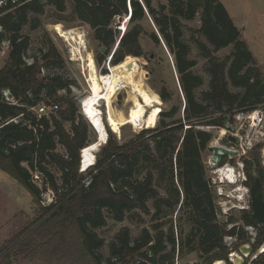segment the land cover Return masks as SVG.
Returning a JSON list of instances; mask_svg holds the SVG:
<instances>
[{
  "label": "trees",
  "instance_id": "1",
  "mask_svg": "<svg viewBox=\"0 0 264 264\" xmlns=\"http://www.w3.org/2000/svg\"><path fill=\"white\" fill-rule=\"evenodd\" d=\"M153 1L22 0L14 12L0 17V53L9 43L8 59L0 69V170L23 186L37 207L33 231L24 238L23 230L7 243L0 264L36 259L41 246L64 244L70 235H75V246L93 264H175L191 253H198L204 264H213L228 262L240 244H251L253 251L263 245L264 228L251 212L241 213L243 227L235 218L219 221L203 160L214 140L210 129L226 128L235 114L264 107V79L257 61L221 0H168L165 13ZM48 11L61 17L58 24L88 25L94 40L106 50L102 54L100 49L97 63L102 65L110 57V69L117 75L133 65L134 57L143 56L142 22L150 17L159 33H152L150 39L160 45V36L174 57L185 98L183 114L163 87L158 94L171 107L161 112L156 127L124 143L109 131L107 143L99 145L95 154V165L82 173V153L98 143L99 135L72 96L78 84L51 72L62 69L65 59L46 32L47 48L31 62L26 60L31 39L23 31L38 30ZM127 17L132 27L122 33L114 24ZM198 18V29L184 25ZM193 46L206 61L207 90H202L204 77L195 72ZM229 47L228 56H216ZM42 105L59 108L40 117L35 110ZM103 129L106 134L105 124ZM34 172L43 176L42 187L34 181ZM258 176L264 197L262 169ZM46 191L55 197L49 206H42ZM109 219L128 221L141 230L134 237L130 227L121 228L105 257L106 241L97 231L106 228ZM244 226L257 230L258 237L250 236ZM35 235L45 236L47 242L38 246ZM228 237L235 243L227 245ZM252 264H264V253Z\"/></svg>",
  "mask_w": 264,
  "mask_h": 264
},
{
  "label": "rangeland",
  "instance_id": "2",
  "mask_svg": "<svg viewBox=\"0 0 264 264\" xmlns=\"http://www.w3.org/2000/svg\"><path fill=\"white\" fill-rule=\"evenodd\" d=\"M221 2L228 10L235 25L240 29L242 39L248 44L264 79V0H221ZM160 3L162 5H167L168 0L153 1L154 6L156 8L158 7V10ZM56 19H61V17L56 16L53 11H48L45 16L40 18L42 26L38 30L34 31L29 27L24 29L23 34L31 39V45L27 52L26 60L31 62L34 56H37L42 50L47 48L45 39L46 32L48 38L53 42L54 46L65 59V64L62 69H56L51 72H59L66 78L76 80L78 85L72 88V96L76 97L82 114L83 101L90 94L88 76L101 82L103 77L110 74L113 75L115 96L113 107L116 109L115 111L127 116L134 105L132 100L134 90L132 89V86L129 88L126 87V82L121 74L128 67L125 68L121 74L117 75L110 70V57L102 65H99L96 61L98 53L101 49L102 54H105L106 50L100 47L94 40L91 28L81 22H61L58 24L56 23ZM124 25H126V29L132 27L129 18H123L122 20L117 19L114 27L117 26L116 28L119 30L124 27ZM184 25L187 29H198L200 27L199 18L194 22H185ZM142 26L145 30V34L140 39L143 56L134 57L137 58V60L133 65H135L137 71L141 75L143 84H146L145 87L152 93L159 96V90L166 87L169 94H172L173 96V103L178 104L181 108L180 114L182 115L185 107V98L180 87L179 76L174 66V57L170 54L160 36V45L155 44L150 39L152 33H156L157 36L159 35L157 28L150 17L142 22ZM59 27L63 30H77L83 34L86 47V50L83 51V55L86 54L84 55L83 60L79 55L74 56V50L79 48L78 45L61 37L58 34ZM186 36L188 38V34ZM231 51L232 47H229L218 52L216 56L223 59L228 56ZM8 54L9 43L6 42L0 53V69L5 65L8 59ZM193 58L198 61V67L195 69V72L203 76L205 79V86L202 90H207L209 77L204 71L206 61L199 55V52L194 46ZM88 63L93 65V70L90 72L86 69V64L88 65ZM139 79L140 77L137 76L136 81H139ZM179 100H181L182 104H180ZM170 107V103H164L161 99V105L157 111L161 114L163 110H168ZM100 110L102 112L103 125L105 124L106 126L108 136L109 131H111L117 136L120 143H124L125 140H129L143 130H149V128L154 129L158 123L157 121V123L153 125L152 116L154 113H151L147 115L142 126L135 127L127 124L121 127L119 133H115L107 123L108 115L105 102L101 103ZM88 123L90 124L89 121ZM210 131L214 134V140L211 145L222 146L238 152L237 156H228L227 163L221 166V168L230 166L235 170V175L237 176V181L235 183H231L221 178L218 173L220 167L218 168V166L211 165L212 153L210 151L207 150L203 155L208 178L212 182L216 195V203L219 208V221L224 223L227 222L229 218H235L237 225L243 227V223L239 221L241 213H253V183L255 180L260 179L258 171L261 169L264 171V107L249 114L237 113L233 117H230L226 124V128H212ZM95 132L98 134L96 130ZM230 136L236 137L240 143L238 145L231 143L228 140ZM98 150L99 146L97 147L96 145V149L92 152L94 163L95 154L98 153ZM59 151L64 153L62 149ZM247 173H249V177L247 176ZM56 175L59 178L58 172H56ZM39 186L42 187V183H39ZM54 197L55 195L53 192L46 191L43 194L42 206H49L53 202ZM36 213L37 207L34 205L33 199L27 190L15 179L0 170V256L7 243L15 238L20 232L26 230L25 233L22 234V237H24L26 233L33 231L34 226L31 225V223L35 220ZM126 226L132 229L134 237L140 233L141 229L132 225L128 221L124 223H116L111 219L108 220V226L106 228L97 231L99 236L106 241V246L103 249L105 257L108 256V244L113 240L119 230ZM260 226L262 227L261 224ZM231 227L232 226H229V229ZM244 230L254 239L258 237V231L254 228L244 226ZM72 236L73 235H70L64 244L60 242H51L43 245L38 249L39 254L36 259H19L16 261V264H93L92 260L87 257L78 246H75L74 242H77V240L75 239V235L74 237ZM35 240V243H37L38 246H40V243L44 244L47 242L45 236L35 235ZM235 241L236 240L229 237L225 238V243L229 246L234 244ZM243 247H252V245L240 244L237 250L229 255V261H222V264H252L264 253V243L257 251H253L252 255L246 254L243 256L240 252V249ZM241 259H243V263H240L239 260ZM216 263L217 262L213 264ZM175 264L204 263L200 260L198 253H191L184 255L180 259L178 258Z\"/></svg>",
  "mask_w": 264,
  "mask_h": 264
},
{
  "label": "bare ground",
  "instance_id": "3",
  "mask_svg": "<svg viewBox=\"0 0 264 264\" xmlns=\"http://www.w3.org/2000/svg\"><path fill=\"white\" fill-rule=\"evenodd\" d=\"M123 29L126 30V25H124ZM58 34L69 42H74L78 45L79 48L77 50H74V56L79 55L83 60L84 55H86H83V51L86 50L83 34L77 30H63L60 27L58 29ZM86 69L88 72L92 71L93 65L91 63H88V65L86 64ZM121 76L126 82V87L129 88L130 86H132V89L134 90L132 94L134 105L127 116L115 111L116 109H114L113 107V102H115L113 101L115 98L113 75L109 74L103 77L101 82L96 81L94 78L88 76L90 94L86 99H84L82 109L84 116L90 122L91 126L98 132L99 143L87 147L84 151V154L82 153L83 160L81 165L83 168V172L93 166L94 162L92 152L96 149V145L98 147L106 141V134H104L103 132V117L100 110V105L102 102H105L107 107V123L115 133H119L121 127L127 124L133 125L135 127L142 126L147 115L151 113H154V115L152 116V123L154 125L155 123H157L160 116V112H158L157 109L161 105V99L158 95L152 93L145 87L146 84H143L141 75L137 71V68L133 65H130L121 74ZM137 76L140 77L139 81H136ZM211 165L215 166L213 165V163H211ZM218 173L223 180H227L231 183H235L237 181L235 170L230 166L222 168L220 167L218 169ZM216 264H222V261H218Z\"/></svg>",
  "mask_w": 264,
  "mask_h": 264
},
{
  "label": "water",
  "instance_id": "4",
  "mask_svg": "<svg viewBox=\"0 0 264 264\" xmlns=\"http://www.w3.org/2000/svg\"><path fill=\"white\" fill-rule=\"evenodd\" d=\"M167 8H168L167 5H162L161 3L159 4V12L160 13H165ZM122 31H123L122 33H124V30H122ZM117 46H118V44H117ZM107 140H108V133H106L105 144L107 143ZM228 140L231 143H234L236 145H238L240 143L239 140L233 136H230L228 138ZM208 151H210L212 153L211 163H213V165H215V166H218V168L222 166L221 164L223 162V159L226 156L234 157V156H237V154H238L237 151L227 149L225 147L217 146V145H210L208 148ZM81 172L82 173L85 172V171L84 172L82 171V165H81ZM261 187H262L261 180L260 179L255 180L253 183V187H252V209H253V213L251 214V218L254 221L261 224L262 227L264 228V197H263ZM240 252L242 253L243 256L246 254L252 255L253 254V248L252 247H243L240 249ZM239 261H240V263L244 262L243 259H241Z\"/></svg>",
  "mask_w": 264,
  "mask_h": 264
},
{
  "label": "built area",
  "instance_id": "5",
  "mask_svg": "<svg viewBox=\"0 0 264 264\" xmlns=\"http://www.w3.org/2000/svg\"><path fill=\"white\" fill-rule=\"evenodd\" d=\"M22 5V0H0V17L4 16L7 13L14 12L17 8ZM57 105H53L51 108H47L42 105L38 109H36V113L41 116H49L50 114L56 112L58 110ZM49 109V110H48ZM34 181L39 184L43 182V176L38 172L33 173ZM254 242V240H252Z\"/></svg>",
  "mask_w": 264,
  "mask_h": 264
},
{
  "label": "clouds",
  "instance_id": "6",
  "mask_svg": "<svg viewBox=\"0 0 264 264\" xmlns=\"http://www.w3.org/2000/svg\"><path fill=\"white\" fill-rule=\"evenodd\" d=\"M130 18V17H129ZM124 30V29H123ZM125 31V30H124Z\"/></svg>",
  "mask_w": 264,
  "mask_h": 264
}]
</instances>
